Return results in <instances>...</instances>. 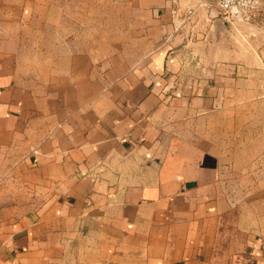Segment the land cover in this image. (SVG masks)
Segmentation results:
<instances>
[{
	"label": "crops",
	"instance_id": "0c3cea01",
	"mask_svg": "<svg viewBox=\"0 0 264 264\" xmlns=\"http://www.w3.org/2000/svg\"><path fill=\"white\" fill-rule=\"evenodd\" d=\"M118 2L138 42L100 60L67 0H0V264H264L261 127L244 245L220 184L264 18L248 44L201 0Z\"/></svg>",
	"mask_w": 264,
	"mask_h": 264
},
{
	"label": "rangeland",
	"instance_id": "374dc122",
	"mask_svg": "<svg viewBox=\"0 0 264 264\" xmlns=\"http://www.w3.org/2000/svg\"><path fill=\"white\" fill-rule=\"evenodd\" d=\"M66 4L68 7L63 12L69 22V30H76L81 35L83 47L97 48L100 60L108 52L136 47L138 41L133 15L118 0H67ZM247 23H254V18L235 20L232 25L249 44L254 35L245 27ZM254 124L264 132V101L245 106L242 115L236 119L235 129L221 143L227 148L222 152L226 156L227 168L220 184L222 192L236 208L227 216L223 235L226 245L231 241L244 245L248 241L245 229L250 227L248 212L254 205Z\"/></svg>",
	"mask_w": 264,
	"mask_h": 264
},
{
	"label": "built area",
	"instance_id": "2783aa9c",
	"mask_svg": "<svg viewBox=\"0 0 264 264\" xmlns=\"http://www.w3.org/2000/svg\"><path fill=\"white\" fill-rule=\"evenodd\" d=\"M224 16L229 22L254 20L264 13V0H201Z\"/></svg>",
	"mask_w": 264,
	"mask_h": 264
},
{
	"label": "trees",
	"instance_id": "16d2710c",
	"mask_svg": "<svg viewBox=\"0 0 264 264\" xmlns=\"http://www.w3.org/2000/svg\"><path fill=\"white\" fill-rule=\"evenodd\" d=\"M260 17H261V18H264V13H262ZM261 18H260V19H261ZM255 20H256V19H255Z\"/></svg>",
	"mask_w": 264,
	"mask_h": 264
}]
</instances>
